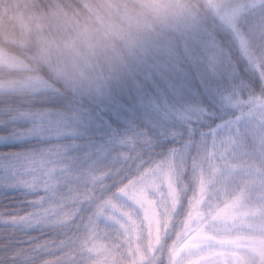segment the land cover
Masks as SVG:
<instances>
[{
    "label": "clouds",
    "instance_id": "1",
    "mask_svg": "<svg viewBox=\"0 0 264 264\" xmlns=\"http://www.w3.org/2000/svg\"><path fill=\"white\" fill-rule=\"evenodd\" d=\"M0 145V264H264V0H0Z\"/></svg>",
    "mask_w": 264,
    "mask_h": 264
},
{
    "label": "rangeland",
    "instance_id": "2",
    "mask_svg": "<svg viewBox=\"0 0 264 264\" xmlns=\"http://www.w3.org/2000/svg\"><path fill=\"white\" fill-rule=\"evenodd\" d=\"M16 206V202L15 201H12L11 203H10V207H15Z\"/></svg>",
    "mask_w": 264,
    "mask_h": 264
},
{
    "label": "trees",
    "instance_id": "3",
    "mask_svg": "<svg viewBox=\"0 0 264 264\" xmlns=\"http://www.w3.org/2000/svg\"><path fill=\"white\" fill-rule=\"evenodd\" d=\"M4 148V146L0 145V150H2Z\"/></svg>",
    "mask_w": 264,
    "mask_h": 264
}]
</instances>
